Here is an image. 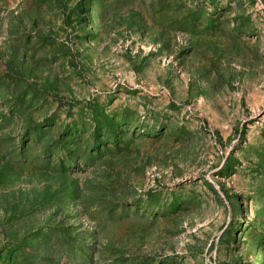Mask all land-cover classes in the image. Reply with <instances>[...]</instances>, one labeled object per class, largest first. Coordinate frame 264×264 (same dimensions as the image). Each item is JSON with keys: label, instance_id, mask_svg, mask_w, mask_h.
Returning <instances> with one entry per match:
<instances>
[{"label": "rangeland", "instance_id": "374dc122", "mask_svg": "<svg viewBox=\"0 0 264 264\" xmlns=\"http://www.w3.org/2000/svg\"><path fill=\"white\" fill-rule=\"evenodd\" d=\"M0 264H264V0H0Z\"/></svg>", "mask_w": 264, "mask_h": 264}]
</instances>
